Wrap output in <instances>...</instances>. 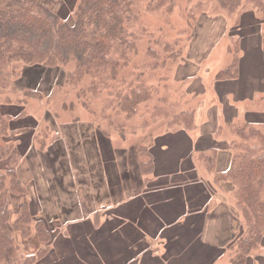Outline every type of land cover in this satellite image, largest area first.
<instances>
[{"label":"trees","instance_id":"obj_1","mask_svg":"<svg viewBox=\"0 0 264 264\" xmlns=\"http://www.w3.org/2000/svg\"><path fill=\"white\" fill-rule=\"evenodd\" d=\"M47 4L46 0H0V90H9L16 80L28 76L29 68H34L38 75L39 68L62 67L74 63L73 69L67 73L65 84L75 92L76 100L91 115L96 116L98 135L95 148L98 152L99 139L106 165L107 161L113 164L107 167L108 172L114 170L118 173L119 183L121 175L133 171L119 168L118 157L110 145L108 129L114 128L123 133L129 128L138 131L162 122L167 133L191 131L197 127V110L189 107L197 95L192 96L195 97L193 101L188 98V93L183 90L187 79L178 82L177 90L180 88L181 97L176 99L179 102L173 103L168 86L164 85L166 94L160 95V90L148 82L146 72L149 71L152 76L166 66L168 61L176 66L191 34L170 39L164 28H160L156 36L152 35V39L149 34L146 60L130 73L123 74L133 56L138 55L140 43L146 34V31L137 32L141 12L171 14L177 7V0H80L73 14V22L61 17ZM188 7L187 27L190 31L194 30L199 15L210 16L223 11L229 15L240 14L234 25L239 28L241 18L249 8L257 15L250 14L264 24V0H189ZM229 39L227 55L230 61L216 72V81L233 80L240 76L241 35H231ZM262 42L264 50V30ZM33 78L36 79V76H29L28 82ZM23 91L24 97H18L17 102L10 97L0 102V161L11 162L8 169L0 167V264L43 263L55 250V232L49 220H61L60 215L52 217L46 214V210L40 213L34 209L29 200L31 193L17 172L15 144L10 145L4 140L10 134L12 120L26 118L27 109L16 115L7 114L3 112V103L22 104L29 98H44L41 91L33 89L28 83ZM182 97H186V100L182 101ZM154 98H157V103L152 105ZM74 104L73 101L69 105L71 109ZM67 107L64 106L65 109ZM139 114L144 117L145 123L130 126L129 123ZM146 114H150L149 119ZM114 116L124 118L125 121L117 124ZM223 130L231 136H226L232 153L229 168L223 172L217 171L218 148L199 152L195 158L203 170L214 173L217 184H233V213L236 212V215L233 214V222L242 220L245 231L237 237V244L231 246L225 254L229 257L228 264H252L255 252L264 242V124L258 125L243 119L228 123L225 128H219L217 133L220 135ZM20 133L18 136L21 137ZM75 137L78 142L82 140L81 134ZM90 142V147L94 149V141ZM79 146L78 143L74 150ZM45 147L42 145L39 151H44ZM135 153V166L144 184H147L155 172L154 156L150 148L143 145ZM98 167L94 173L81 176V191L78 193L85 200V209L91 199L89 192L93 188L99 190L101 185L105 186L111 180ZM64 193L62 190V196ZM11 198L24 199L18 206V215L11 208ZM100 214L101 210L95 212L97 224L101 222ZM17 234L25 241L34 238L36 252L26 253L17 241Z\"/></svg>","mask_w":264,"mask_h":264},{"label":"rangeland","instance_id":"obj_2","mask_svg":"<svg viewBox=\"0 0 264 264\" xmlns=\"http://www.w3.org/2000/svg\"><path fill=\"white\" fill-rule=\"evenodd\" d=\"M79 1L80 0H46L48 6L55 9V11L64 19L71 20V22L74 21L73 14ZM188 1L189 0H177V7L171 14H156L146 11L141 12V19L138 23L139 28L137 29V32L140 33L141 31H146V34L143 36L140 43L138 55L133 56L130 66L123 70V74L126 75L130 73L146 60L149 34L150 38L152 35L156 36L157 31L160 28H164L166 35L170 39H175L179 36L186 37L188 34H191L192 37L186 44L184 51L181 52L178 64L174 66L171 61H168L166 66L158 69L152 76L149 71H146L147 79L149 83H153V85L160 90V95L166 94L164 85L168 86L170 98L173 103L179 102V100L176 99H180L181 97L180 88L177 90L178 82L181 83L182 80L187 79L183 90L188 93L189 99L192 98V96L197 95L195 96L196 99L192 106L189 107H194V109L198 110V118L199 116H202V121L201 125L194 131L187 132L180 130L178 132H186L196 145L198 144V140L214 135L215 144L220 146V151L222 150L226 153L228 152V141L225 136L229 138L230 135L226 134V130H223V135L220 134V137H218L216 132L220 126L225 125L227 122L221 124L216 123L215 118L218 119L220 110L226 105H228V109H231L234 112L230 121L238 118L236 113L241 104L232 99L224 101L218 97V94L214 92L213 88V85H216L217 83L215 81V75L220 68L230 61V58L227 55L230 36H236L237 34L241 35V40H243L245 47L248 48L249 40L252 41V37L263 33L264 24L254 17L257 14L249 8L244 12L243 17L241 18L239 28H237L238 26L234 27V25L240 18V14L229 15L227 12L223 11L220 14H216L219 16H209L207 14L199 15V20L195 23L194 30L190 31L187 27V10L190 7H188ZM183 31H185V33L182 34ZM252 33H254V35H252ZM242 54L243 52L240 55ZM73 67L74 63L71 62L67 66L62 67L39 68L38 75L34 68H29V73L31 74L28 73V76L16 80L13 87L11 86L9 90H0V102L5 101L8 97L12 98L14 102L18 101V97L23 98V89L27 83L28 85H31L33 89L41 91L44 95L42 100L29 98L26 103L22 104L14 103L13 105H5V103H3V112L7 114L16 115L18 112L27 109L26 118L23 119L20 117L12 120L10 134L4 140L10 145L15 144L14 150L18 159L16 164L17 172L22 183L31 193L29 194V200H31L34 209L38 210L40 213H43V210H46V214H49L50 216L53 215L52 217H56V215H60L61 217L60 221L57 218L49 220V224L53 232H55V250L53 254H50V257L46 258L41 264H131L132 261L129 260L131 256L128 254V248L133 245H129V243L123 240L116 231H111L109 234L106 232L108 226H111V223H113V220L115 219H119V223L124 226L123 232L125 235H129L130 232L137 230L138 228L144 229L143 223H140L138 219H126L124 215H116L113 217V214H100L99 219L103 220V224L100 229L94 230V238L100 239L102 237L103 241L100 243V246L96 245L93 248L90 255H88L90 251L89 247L83 242L81 244L79 243L80 232H78V230L75 232L78 236V242H73L69 236V234H71L69 229H72V226H70L72 223L90 219L95 222L96 219L95 213L91 214L89 211V207L92 204L91 202L95 198H92L87 202L89 206L85 209L84 206L86 204L83 202L85 200H83L82 197L80 198V194L78 193L81 191L79 186L82 184V175L94 173L97 168H99L98 166H100V170L106 175V177H108L107 179H111L109 187L111 190L112 204H118L121 191L123 190L121 183L117 181L119 176L118 173L114 170L110 173L108 172L107 167L113 164L107 161L108 164L106 165L99 139L98 152L95 148L98 135V126L95 121L96 116L91 115L88 109L83 107L76 100L75 92L70 90L65 84L67 73L71 71ZM29 76H36V79L33 78L28 82ZM246 78L247 76L243 79ZM130 79H133V77H130ZM202 92H204V94L200 96ZM194 98L190 101H193ZM181 100L185 101L186 97H182ZM73 101L75 104L74 108L71 109L69 105ZM156 103L157 98H154L152 105ZM65 105H68V109L64 108ZM242 106L246 112H256L258 110L264 112V103L261 101L248 102L242 104ZM93 108L101 110L100 107L97 106H93ZM209 109H212L214 116L211 114V118L208 120V128L203 127V124L206 122V119L204 118L205 111ZM146 115L149 119L150 114ZM142 117L141 114L137 115L129 125L139 126L145 123L144 117ZM114 119L117 124L125 121L124 118L117 116H114ZM251 122L258 125L264 124V120ZM225 127L226 126H224V128ZM19 133L21 137L18 136ZM108 133L110 137V145L112 146L115 155L118 158L127 155L129 159L134 161L133 152H131L132 155H129L130 151L128 150L126 152L124 150H127V148L132 146L140 147L143 145L148 146L149 148L155 146L157 142L161 140L160 138L166 133V127L164 122H162L145 129H139L138 131L129 128L124 130L123 133L112 128L108 129ZM77 134H81L82 137V140L79 142L75 137ZM90 140L94 141V149L90 147ZM78 143L80 144V148L74 150V147L78 145ZM168 143H170V141ZM179 143L180 140L172 144L180 147ZM224 144L227 146L225 147ZM42 145L46 146L45 150L39 151ZM202 147H204L205 151L210 149L209 144L208 146L206 145ZM200 150L201 149H197L196 151ZM136 151H138V149H136ZM178 160L182 162L184 159L181 156H178ZM0 167L2 169H8L11 167V162L0 161ZM196 167L197 165L194 166L192 172L196 171ZM173 169L174 166L171 165L165 170L163 163L161 168H159V181L154 184L155 188H158L161 193H166V195H169L168 193L173 189V186L165 175L168 176L173 174ZM197 169L201 174V178H194L193 187L199 189V186L202 183L207 185L206 179L210 177V179H212L211 183L217 186L219 190L221 189L216 183L213 174L205 170H200L198 167ZM184 170L188 169L185 168ZM217 171L222 170L218 168ZM185 173L191 172L185 171ZM173 176L180 179L181 172L173 174ZM177 185L179 186V191H173L172 193H176L179 198H181L182 195L189 193L193 188L189 186V182H178ZM230 187L234 188L232 183L226 184V200L231 201V204L234 205L235 189L230 191ZM204 189H208V187H204ZM62 190L65 192L63 196ZM92 191L96 193L98 190L93 188ZM91 192H89V194H91ZM58 193H60V196H58ZM48 194L52 195L48 196ZM85 194L82 195L86 198ZM130 199L131 198H128L126 202ZM11 200V208L13 212H17L18 215V206L24 199L11 198ZM177 201H179V199H177ZM175 202L176 201L169 202L165 211L156 209V213L153 216L154 228H152V230L150 228L148 229L150 235H163L166 230L171 227V224L175 219V216L171 215V213L174 212L176 204H179V202ZM115 205H111V207L114 208ZM97 209L98 206L96 207V210ZM65 211L66 213H63ZM145 220L149 222L147 215L145 216ZM230 220H232L231 217ZM239 221H235L236 233L234 234L233 239L245 231V226L242 220ZM183 224H185V222L182 223V225ZM117 229L122 230V228ZM89 230L90 225L88 222H85L81 232L88 233ZM199 231V229L195 231V240L198 242L201 240V233ZM146 234L148 235V233ZM16 238L26 253L32 254L36 252L37 247L34 238L25 241L20 234H17ZM162 239L163 240L161 241L165 243V249H167L164 257L159 256L157 258V254L159 255L158 248H160L159 241L147 239L148 242L143 241L137 246L140 251V257L138 262L133 264H141L140 260L142 261V259V264H169L170 259L173 258L172 247L174 245L169 239V236L163 237ZM236 244L237 243L234 245ZM73 245H81V247H73ZM262 245L263 246L255 252V258L253 260L257 259L256 264H264V242ZM63 251H65V254H62ZM186 258L185 255L180 256L179 251L175 248L174 259L185 263ZM228 262L229 257L225 255L218 264H228Z\"/></svg>","mask_w":264,"mask_h":264},{"label":"crops","instance_id":"obj_3","mask_svg":"<svg viewBox=\"0 0 264 264\" xmlns=\"http://www.w3.org/2000/svg\"><path fill=\"white\" fill-rule=\"evenodd\" d=\"M254 33H252V35H254ZM242 52L243 54L241 57L240 76L236 79L227 81L215 80L217 83L216 85H213L214 92L218 94L219 98L223 99L224 101L232 99L233 101L239 102L241 104L238 112L236 113L238 118L232 121H230V119H232V114H234V112L227 108L228 105L224 106V108L220 110L218 119L215 118L216 123H227L220 126L219 128L227 126V124L230 122L243 119L249 121L264 120V112L262 110H258L256 112H246L242 106V104L255 101H261L264 103V50L262 34L252 37V41L249 40L248 48L245 47L242 40ZM245 76H247V78L243 79ZM204 92H202L200 96L204 94ZM211 114L214 116L212 109L205 111L204 118L206 119V122L203 124V127H208V120L211 118ZM201 121L202 116H199L198 118L197 110V127L201 125ZM197 127L191 131L196 130ZM216 135L220 137L217 132ZM210 137L198 140V144L196 145L186 132H166L155 146L150 147V151L152 152L155 159L156 168L154 174L150 176V181L147 184H144L143 177L139 174L137 166H135L137 165L135 162V152L136 149H139V147L132 146L127 148V150L124 151L127 152L129 150V155H132L131 152H133L134 161L129 159L127 155L125 157L122 156L121 158H118L119 168L121 170L128 168L133 170V172L130 173V171L128 174L121 175V187L123 190L121 191L118 204H112L111 190L107 182L105 186L101 185V188L96 193L93 191L91 192V199L95 198L91 202L92 204L90 203L91 205L89 207V211L91 214L101 210L103 214H113V217L116 215H124L126 219L135 218L138 219L140 223H143L144 229L138 228L137 230L130 232L129 235H125L123 232L124 226L119 223V219L113 220L111 226H108L107 228V234H109L111 231H116L123 240L129 243V245H133L132 247L128 248V254L131 256L129 260L132 261L131 264L138 262L140 251L138 250L137 246L143 241L148 242L147 239L159 241L160 248H158V258L159 256H165L167 249H165V243L161 240H163V237L169 236V239L174 245L172 247L173 258L170 259L169 264H218L226 255L225 253L228 251V249L236 242V238L238 236L233 239L236 230L235 222H233V214L236 215V212L233 213L235 209L234 205L231 204V201L226 200L227 192L225 190L226 184H230L231 182H223L218 184L221 188L219 190L217 186L211 183L212 179L209 177L206 179L207 185H204L203 183L201 185L199 184V189L193 187L194 178H201V174L199 173L197 167L200 170H203L195 158L199 152L205 151L204 147L202 146H208L209 144L210 149L218 148L217 169L219 168L223 172L230 166L232 153L229 149V139L225 136L228 141V152L224 153L222 150L220 151V146L215 144L214 135H211ZM178 140H180V147H178V145L172 144L176 143ZM169 141L170 143H168ZM227 145L224 144L225 147ZM197 149L201 150L196 151ZM178 156H181L184 160L180 162V160H178ZM163 163L165 170L173 165V174L181 172L180 179H177V177L173 176V174L168 176L165 175L170 184L173 186V189L168 193L169 195H166V193H161L158 188H155L154 186V184L159 181V168H161ZM196 165L197 172H192L194 166ZM185 168L188 170H184ZM185 171H190L191 173H185ZM211 174L215 176L214 173ZM178 182H189V186L193 187L189 193L182 195L181 198H179L176 193H172L173 191H179V186L177 185ZM204 187H208V189H204ZM232 190H234V188H231L230 191ZM128 198L131 199L126 202ZM177 199H179V201H177ZM174 201L179 202V204H176L174 212L171 213V215L175 216L171 227L168 228L163 235H150L148 229L150 228L152 230V228H154L153 216L156 213V209L165 211L168 203ZM111 205H115L114 208H112ZM97 206L98 209L96 210ZM146 215L149 218V222L145 220ZM229 215L232 220H230ZM85 222H88L90 225V230L88 233L81 232ZM184 222L185 224L182 225ZM102 224L103 220H101L100 224H97L91 219L72 223L70 225L72 226V229H69V232L71 233L69 236L73 242H78V236L77 233H75L78 230V232H80L79 243L81 244L83 242L87 245V247H89L90 251L88 255H90V253L93 251V248L96 245L100 246V243L103 241L102 237L100 239L94 238V230L100 229ZM117 228H122V230ZM197 229H199V232L201 233L200 242L195 240V231ZM146 233H148V235ZM74 246L75 245H73V247ZM75 247L80 248L81 245H76ZM175 248L179 251L180 256L185 255L187 257L185 263L174 259ZM254 258L255 255L253 256V259ZM140 262L142 264L143 259L142 261L140 260ZM256 263L257 259H255L252 264Z\"/></svg>","mask_w":264,"mask_h":264}]
</instances>
